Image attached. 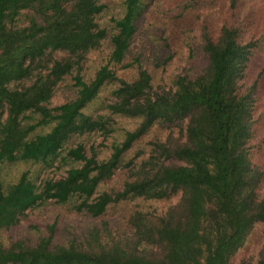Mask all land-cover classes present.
<instances>
[{"label": "trees", "instance_id": "1", "mask_svg": "<svg viewBox=\"0 0 264 264\" xmlns=\"http://www.w3.org/2000/svg\"><path fill=\"white\" fill-rule=\"evenodd\" d=\"M217 3L226 19L214 34L202 12ZM149 8L155 34L142 59L132 44ZM172 62L189 67L154 90ZM62 89L69 97L53 105ZM263 95L259 1L0 0V264H233L256 226L264 241V141L253 142ZM125 119L132 130L120 131ZM98 133L112 136L107 155ZM56 162L67 167L59 180L2 179L4 165ZM47 205L103 226L55 242L56 222L31 224L5 243ZM116 210L122 236L108 222ZM235 264H264V243L257 261Z\"/></svg>", "mask_w": 264, "mask_h": 264}, {"label": "rangeland", "instance_id": "2", "mask_svg": "<svg viewBox=\"0 0 264 264\" xmlns=\"http://www.w3.org/2000/svg\"><path fill=\"white\" fill-rule=\"evenodd\" d=\"M118 1V0H115ZM259 1V3L264 4V0H256V2ZM115 4H110L108 7V11L115 12ZM144 15V21H143V27L146 29L144 32H139L132 44V55L134 57L141 56L142 59L148 58V56L151 53L152 48V39L155 34V30L153 27H149V25L153 21V15L149 10ZM225 9L221 10V7L219 6V3L214 5L212 8L208 10H204L202 12V20H205L208 22L211 31L215 34L217 30L222 25V21L226 19V13ZM109 17H107L108 19ZM132 56V57H133ZM188 57V53L186 51L183 52V58L184 60ZM92 59H97V55H94ZM97 63V62H96ZM95 61L93 60L90 63V66L94 67L97 65ZM188 65H185L184 62L175 63L172 62V65L169 67L168 71L164 74L162 72H159L153 76V89H157L158 86H165L168 87V76L171 75H178L180 73L185 72L188 69ZM93 71V68L91 72ZM129 73L127 72V75ZM167 89V88H166ZM109 89H105L102 91L97 98V100L94 101V103L91 106V110H98L102 106L103 100H105L106 95L108 94ZM69 97V93L66 89H62V91L58 92L57 95L53 99V105H59L65 101V99ZM260 109L264 112V95L262 96V99L260 101ZM120 127V131L122 130H132L135 127L136 121L134 120H121L118 121ZM111 137L109 136L107 141L104 140V136L100 133L96 134L94 136L93 144L95 147H98L99 151L101 153H104L102 155H107V153L104 150L105 146H108L111 142ZM264 141V120H263V126H262V132L258 134L253 141L254 144L260 143ZM66 153V152H65ZM65 153H62V156L65 155ZM59 161V158H58ZM258 164L262 166L261 171L263 172V177L261 178L260 183V196L264 197V144L261 148L258 156ZM66 169L67 167H60L57 165V162L49 168H43L41 169L39 166L29 167L26 165H19V168L9 170L8 165H4L1 169V172H3L2 179L5 181L4 183H12L16 181L17 174L19 172H23L26 170H29V174H31L32 178L34 179L36 176L39 178L37 179V183H39L41 180L44 179H51V180H59L66 176ZM177 199H172V203L175 202ZM51 204V202H50ZM168 204H157L155 207H157L159 210H163L167 208ZM152 211H154L153 207H150ZM116 213V214H113ZM121 211L116 210L115 212H110V226L112 228V233L117 235H123L127 232H129L128 227L125 225L123 220L121 219ZM26 219H23L19 227L14 229L12 233H8L5 231L3 233V239L5 243H9L10 239H8L10 236L12 240L18 239V237L24 236V230L31 224H39L42 228L41 230L45 229V226L51 225L54 222L56 225V233L54 240L55 242L60 239H66L71 237V234H73L74 237L80 238V236L85 235L90 228L92 227H100V230L102 228V221H92L93 219L89 220L85 217H77L75 215H72L71 213H68L64 209H61L59 207L53 206V205H47L45 208H40L35 210L34 212H30L28 214ZM109 217L107 219H109ZM115 221V222H114ZM118 222V223H117ZM21 225V226H20ZM9 240V241H8ZM263 235H262V227L256 226L253 230V233L247 242V248H245L240 254L237 256V258L234 259L233 264L237 263L240 260H244L247 263H253L258 260V255L260 250L263 247Z\"/></svg>", "mask_w": 264, "mask_h": 264}]
</instances>
